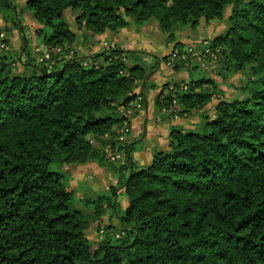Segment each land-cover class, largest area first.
Instances as JSON below:
<instances>
[{
  "label": "trees",
  "instance_id": "1",
  "mask_svg": "<svg viewBox=\"0 0 264 264\" xmlns=\"http://www.w3.org/2000/svg\"><path fill=\"white\" fill-rule=\"evenodd\" d=\"M27 13L53 65L28 39L13 47ZM0 17V264H264V0H0ZM150 22L175 43L168 56L107 40L93 52L101 36ZM212 22L222 28L214 38L177 41ZM175 53L170 68L190 75L197 57L217 58L224 82L241 77L237 97L211 113L223 92L206 74L149 84ZM160 87L157 112L199 121L172 126L168 149L142 167V141L121 142L119 129ZM90 163L116 184L77 198L64 167ZM92 226L104 236L91 240Z\"/></svg>",
  "mask_w": 264,
  "mask_h": 264
},
{
  "label": "crops",
  "instance_id": "2",
  "mask_svg": "<svg viewBox=\"0 0 264 264\" xmlns=\"http://www.w3.org/2000/svg\"><path fill=\"white\" fill-rule=\"evenodd\" d=\"M3 24L2 22H0ZM152 28V32H150V27ZM207 26L202 24L197 28V30H186L184 32H179L177 34V41L183 43L184 45H189L192 42H196V40H202L203 34L195 38V33L199 30L206 33ZM210 26V25H209ZM154 33L159 36H163L161 34L160 29L158 28L155 22L148 23L143 28H136L135 26H130L128 28L122 29L120 32L116 34H105L100 37L101 40L109 41L111 44H119V46L126 50H144L150 54L158 56L160 58L166 57L171 54V51L175 47V43L167 42V46L170 47L166 53H162L161 55L157 54L155 51L156 49H151V44L147 41V47H139L136 48V42L139 40V36L141 33H144L145 36L148 38L147 34ZM188 32L190 34H188ZM131 35L138 38H131ZM165 39L166 37L163 36ZM205 38V37H204ZM214 38V37H213ZM209 39V38H208ZM147 40V39H146ZM205 40V39H203ZM13 44V38H12ZM14 47V46H13ZM15 48V47H14ZM150 48V49H147ZM97 50V49H96ZM94 50L93 52H96ZM189 73L185 70L176 72L172 70L166 63H160L159 67L156 69L154 73L150 75L149 84H156L158 86H162L169 81H183L189 79ZM146 86V84H145ZM161 87L157 90L150 91L147 99L145 101V106L143 110H141L138 115L134 119L130 121L132 126V137L133 141H142L139 149L135 151L133 154L135 161L138 163L139 166L146 167L150 165L153 159V154L155 150H167L169 146V135L170 129L172 126L183 125L186 127H190V125H194L198 123V117H187V118H171L170 116H165L160 112H157L155 108V98L161 92ZM159 114V115H158ZM145 127V136L142 138V133ZM139 138V139H138ZM65 171H68L71 175V187L72 189L80 194L77 197H82L83 195L80 193V183H87L91 188H94L93 191L101 192L107 191L112 185L116 184V180L114 176L110 173L104 171L95 163H90L83 166H67L64 167ZM77 176H81V178H76ZM76 183V187L74 186ZM98 183V185H97ZM77 188V189H76ZM79 191V192H78Z\"/></svg>",
  "mask_w": 264,
  "mask_h": 264
},
{
  "label": "rangeland",
  "instance_id": "3",
  "mask_svg": "<svg viewBox=\"0 0 264 264\" xmlns=\"http://www.w3.org/2000/svg\"><path fill=\"white\" fill-rule=\"evenodd\" d=\"M15 1L18 3V7L19 8H21L24 5V2H25V0H15ZM11 15L12 14L10 13L9 17H11ZM74 15H75V13L70 12V11L67 12V14H66V21L68 22V24L71 27H73V24H74ZM0 18H2V17H0ZM0 22L3 23V20L0 19ZM220 24L221 23H218V22H212L210 24V26L209 25L207 26L206 33H204L203 31L199 30V31H197L195 33V35H194L195 38L194 39H198V37L200 35H202V34L205 37V38L201 37L200 39H202V40L203 39L208 40V38L209 39L213 38L214 36H216L217 34L220 33V31L222 29ZM3 25H4V23H3ZM21 25H22V30L21 31L20 30H15V31H13L11 33V36L13 38V46L15 47V50H20L22 45L24 44L25 39H28V43H29L30 49H32L34 47L35 51H36V47L41 48V52H39V55L43 56L44 52L48 51V49L45 48L43 45H41V37L40 36L36 37L35 30L37 28V25L34 22V20L32 19V17L30 15H28V13L21 16ZM152 28L153 27L151 26L150 27V32H152ZM188 34H190V33L188 32ZM147 36H149V37L147 38L144 33L140 34L139 40H137V42H136V48H139L140 46L144 47V48L147 47L145 42L146 41L148 42L149 40L150 41L148 43H150L152 45L151 49H156L157 51H155V52L157 54H159V55H161L162 53H166L168 51V49L170 48V47L167 46L166 39L163 36H160V35L158 36L156 34V32H155V34L148 32ZM131 38L132 39L133 38L136 39L138 37H134V35H131ZM100 42L102 43V45L97 44V46L93 49V51L96 50V49H97L96 52L101 51V50L103 51V46L105 45L106 41L100 40ZM196 42H197V40H196ZM207 42L208 41H206L205 44H207ZM80 43H81V41H80ZM192 44L195 45V43L192 42V43H190L187 46H191ZM35 45H37V46H35ZM147 49H150V48H147ZM212 57L213 56H211V58ZM146 60L148 62H150V63L153 62V59L149 58V57H147ZM209 61H210V59H208L206 57H203V58L197 57V59L192 62V66L190 68H191V71H192V70H194L197 67V70L193 71V74H194L193 77L194 78H199L200 75L206 74V75L214 78L215 80H217L220 83V85H221L220 89L222 90L223 93L222 94H214L211 103L206 108V111H210L211 113H213V108L215 106L214 104H216L220 100L229 101V100H232L235 97H237L238 91L235 88L239 85L241 77L236 76V77L230 78L228 81L224 82L217 75L218 66H219L217 58H215L211 62H209ZM191 71H190V73H192ZM193 74H191V75H193ZM191 75L189 76V78L191 77ZM138 101H140V100H138ZM138 101L133 103L132 107L128 110V114H129L131 120L134 119L136 117V115H138V113L141 110H143V107L141 105L137 104ZM124 126L125 125H123V127ZM190 126H192V125H190ZM143 128H144V131L142 133V138L145 136V127H143ZM131 129H132V126H131ZM132 133H133V130H132ZM132 141H133V138H131V142ZM121 155L123 156V158H122V160H123L124 157H125V154L123 153ZM51 169L52 170H61V168L57 167L56 165H52ZM76 178L79 179V178H81V176H77ZM84 183H80V187H82V188H80L79 191H80L81 194H83L84 196H87V195L91 196L92 192L95 193V191H93L94 188H91L87 183H86V187H85ZM97 185H98V183H97ZM74 186L76 187V183H75ZM85 191H87V192H85ZM101 192H103V191H101ZM79 195L80 194L77 193V196H79ZM77 198H79V197H77ZM80 206H82V204H80ZM108 224H109V217L106 216V218L102 222V225L100 226V229L101 230L104 229L105 227L108 226ZM97 230H98L97 226H92L89 229L88 235H89V238L91 240H95L99 236H104L105 230H104V232H102V231L98 232ZM109 232L113 233L111 231H109Z\"/></svg>",
  "mask_w": 264,
  "mask_h": 264
},
{
  "label": "built area",
  "instance_id": "4",
  "mask_svg": "<svg viewBox=\"0 0 264 264\" xmlns=\"http://www.w3.org/2000/svg\"><path fill=\"white\" fill-rule=\"evenodd\" d=\"M4 38H5L4 34H1L0 35V39L4 40ZM2 50H9V47L3 41L0 42V51H2ZM188 51L190 53H192L193 56H197L198 55L197 53H194L193 49H191V48ZM36 52L37 53L41 52V48L36 47ZM57 52L60 53L61 50L57 49ZM207 52H208V50H207ZM176 55H177L176 53L173 54L172 57L169 59V62L167 63V65L169 67H174L175 64L178 62L179 58L177 59ZM182 59L185 60L186 59V55H184L182 57ZM39 60H40V62H46L47 64H50V65H53V63H54L49 51H45L43 56H40ZM170 89L175 91V88L173 86H171ZM180 89L181 90H186L187 86L185 84H181ZM137 104L140 105L139 103H137ZM175 108H177V101L176 100L174 101V108H173L172 111L175 112ZM174 118H179V117H178V115H175ZM119 134H120L119 140L121 142H124V143L128 142L130 140V138H131V129L127 125H125L124 127H121L119 129ZM122 158H123V156L121 154H117V155L112 156L111 160H113V161L114 160H122Z\"/></svg>",
  "mask_w": 264,
  "mask_h": 264
}]
</instances>
